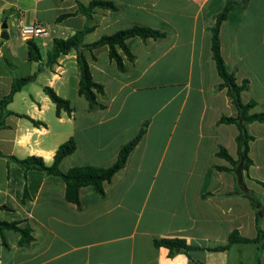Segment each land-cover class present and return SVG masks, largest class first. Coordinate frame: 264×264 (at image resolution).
Returning a JSON list of instances; mask_svg holds the SVG:
<instances>
[{"label":"crops","instance_id":"1","mask_svg":"<svg viewBox=\"0 0 264 264\" xmlns=\"http://www.w3.org/2000/svg\"><path fill=\"white\" fill-rule=\"evenodd\" d=\"M91 1L110 2L117 10L95 8L90 19L77 13L78 4ZM231 1L247 4L240 15L222 22L221 56L237 85L248 82L241 103H255L250 114L264 113V0ZM78 2L0 0V36L4 24L8 36L0 38V99L14 80L37 73L6 107L12 115L0 129V153L20 160L40 157L49 166L58 147L73 139L76 149L59 165L61 172L85 165L108 168L144 125L145 134L104 184V197L85 187L79 205L65 201L60 178L25 173L0 157V207L8 209L0 211V221L27 227L32 236L29 245L20 246L17 232L4 231L0 264H264V248L257 252L256 244L211 251L225 246L232 232L252 240L258 228L264 231V122L246 126L252 137L247 170L217 156L223 148L238 158L237 126L219 123L237 112L227 89L217 88L221 79L209 33L227 0ZM62 15L70 16L57 21ZM32 23L49 28L48 37L34 40L39 62L29 60L26 41L18 36L20 24ZM85 26L91 32L84 44L134 26L166 33L161 40L128 39L134 60L118 51L124 72L106 48L84 51L93 81L104 90L96 97L103 108L92 111L78 95L75 52L46 66L52 41L66 40ZM43 87L67 100L72 112L57 116ZM173 238L193 248L188 257L170 258L167 249L153 246L154 240Z\"/></svg>","mask_w":264,"mask_h":264},{"label":"trees","instance_id":"2","mask_svg":"<svg viewBox=\"0 0 264 264\" xmlns=\"http://www.w3.org/2000/svg\"><path fill=\"white\" fill-rule=\"evenodd\" d=\"M77 3L78 0H75ZM247 1L242 4L235 3L234 1L227 0L222 11L215 17L213 26L209 29L211 35V54L212 59L215 63V67L219 78L221 79V84L218 85V89H227V94L231 99L233 106L236 109V117H221L219 123L221 124H234L237 126L239 134L236 138L237 142V160L234 161L223 148H220L217 156L221 159L227 161L230 165L236 167L240 164L241 170H247L251 165V160L248 157L249 152V142L252 137L248 135L246 126L252 122H264V113L260 114H250V111L254 108L255 103L249 102L243 105L240 100V94L246 91L248 88V82L243 81L240 85H237L233 74L229 73L226 69L225 63L221 56L220 43H219V31L222 22L229 19L231 14L235 13L240 15L245 8ZM95 8L105 9V10H117L116 7L110 2L104 1H91L87 6L78 4L77 13L83 14L87 19H90ZM70 15H62L57 18L60 21ZM91 32V28L85 26L81 31L74 33L70 38L66 40L54 39L52 41L51 50L47 53L46 66L52 68L57 60L61 56H66L71 52H75L76 63L79 69L80 79L78 84V95L83 97L88 103V109L90 111L95 109H102L103 105L97 103L96 97L98 95L102 96L104 90L102 85L93 81L89 66L84 57V51L92 52L95 49L106 48L110 60H112L117 69L120 72L126 70L122 58L118 51L126 57L128 61H133L134 56L126 45V41L130 38L138 37L142 40L153 39L161 40L166 38V33L156 31L146 27L134 26L132 28L118 31L112 35L104 36L91 44H84V38L87 34ZM28 49V58L32 62H39L40 52L39 48L34 41H26ZM94 58V56H93ZM36 72L24 78L16 79L13 81L11 90L9 94L0 99V129L5 127L4 120L7 116L12 115L11 112L6 111V107L13 100L16 93L20 92L26 85L32 83L36 78ZM44 94L51 100V102L56 107V115L58 116L61 111L70 114L72 112L70 103L67 100L59 97L53 89L50 87H43ZM31 121L35 126L40 125L39 122L33 121L28 117L22 116ZM144 125L138 134L126 145H124L117 157L116 162L108 167H96V166H76L70 168L66 172H61L59 170V165L68 156H70L76 149V145L73 139H69L62 145L58 147L55 152L53 162L51 165H46L40 157H27L25 159H17L11 156H4L0 153V157L4 158L8 162L16 163L25 173L28 170H38L43 171L47 175H52L60 178L65 183V201L74 205H79V192L82 188L92 187L93 190L100 196L104 197L103 186L105 183L110 182L112 177L120 171L126 164L129 154L137 146V144L142 139L145 134ZM218 170H222L218 168ZM27 198V193L24 191L22 201L24 202ZM251 203L255 208H258L254 204L252 197H249ZM8 210L7 207L1 206L0 211ZM260 211V210H259ZM14 231L20 235L19 245L27 246L32 241L31 230L29 228L20 229L18 228V223H7L0 221V237L3 239L4 231ZM256 244L257 252H261L264 248V231L257 229V236L255 239H244L238 236L237 232H232L228 237V242L225 246L211 249V251H226L233 244ZM6 246V245H5ZM153 246L155 248H165L168 250V256L170 258L177 254H183L188 257V254L193 248L186 245L184 240L181 239H159L154 240ZM256 264V260H255Z\"/></svg>","mask_w":264,"mask_h":264},{"label":"built area","instance_id":"3","mask_svg":"<svg viewBox=\"0 0 264 264\" xmlns=\"http://www.w3.org/2000/svg\"><path fill=\"white\" fill-rule=\"evenodd\" d=\"M48 29V26L42 23L20 24L18 27V36L25 41H34L38 38L48 37Z\"/></svg>","mask_w":264,"mask_h":264},{"label":"water","instance_id":"4","mask_svg":"<svg viewBox=\"0 0 264 264\" xmlns=\"http://www.w3.org/2000/svg\"><path fill=\"white\" fill-rule=\"evenodd\" d=\"M5 28H6V25L4 24V25L2 26V29H4V31L2 32L0 38H1V39H4V40H7V39H8V36H7L6 32H5Z\"/></svg>","mask_w":264,"mask_h":264},{"label":"rangeland","instance_id":"5","mask_svg":"<svg viewBox=\"0 0 264 264\" xmlns=\"http://www.w3.org/2000/svg\"><path fill=\"white\" fill-rule=\"evenodd\" d=\"M23 42L20 41V39L17 40V42L15 43V46L18 47L17 49H19V45H21ZM23 45V44H22ZM20 75L23 74V72H25V70L20 69Z\"/></svg>","mask_w":264,"mask_h":264}]
</instances>
